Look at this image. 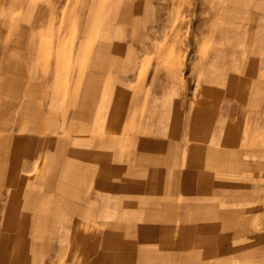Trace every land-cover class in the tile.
Here are the masks:
<instances>
[{"label": "rangeland", "instance_id": "rangeland-1", "mask_svg": "<svg viewBox=\"0 0 264 264\" xmlns=\"http://www.w3.org/2000/svg\"><path fill=\"white\" fill-rule=\"evenodd\" d=\"M20 3L9 1L22 16L6 25L21 32L3 34L0 27V264H133L121 249L128 241L125 204L134 196L125 192L129 166L139 157L117 154L127 148L132 87L151 93L150 116L156 105L172 108L179 99L186 111L206 48L215 61L246 58L259 68L264 0ZM234 42L240 50L222 57ZM186 161L193 169V157ZM260 204L261 224L247 227L264 239V187ZM120 231L123 240L115 241ZM213 262L264 264V240L256 259Z\"/></svg>", "mask_w": 264, "mask_h": 264}, {"label": "crops", "instance_id": "crops-1", "mask_svg": "<svg viewBox=\"0 0 264 264\" xmlns=\"http://www.w3.org/2000/svg\"><path fill=\"white\" fill-rule=\"evenodd\" d=\"M9 1L22 0H0L1 33H20L18 24L6 25L8 18L22 16L21 11L11 10ZM39 27L32 31L38 34ZM235 43L219 54L239 51ZM201 56L193 64L189 110L182 111L179 99L172 108L159 110L156 105V113L150 116L151 93L146 96L145 87H132L137 95H131L136 107L130 110L127 148L117 154L139 157L137 164L129 166L131 185L125 192L134 196L125 204L128 241L127 249H121L133 264L138 259H147L142 264H182L184 257L193 264H214L213 258L261 256L262 232L249 233L247 226L261 224L256 215L262 219L264 61L259 68L246 58L215 61L207 48ZM178 74L173 75L174 81ZM167 124L172 126L170 133ZM158 125L161 129H154ZM186 157H193L191 170L185 168ZM138 194L142 197L136 198ZM237 225L244 226L243 231L231 233L230 227ZM119 240L122 231L116 235L115 241ZM233 241L237 244H230ZM189 245L191 252L184 254Z\"/></svg>", "mask_w": 264, "mask_h": 264}, {"label": "bare ground", "instance_id": "bare-ground-1", "mask_svg": "<svg viewBox=\"0 0 264 264\" xmlns=\"http://www.w3.org/2000/svg\"><path fill=\"white\" fill-rule=\"evenodd\" d=\"M57 79V78H56ZM4 85V84H3ZM55 85V84H54Z\"/></svg>", "mask_w": 264, "mask_h": 264}]
</instances>
